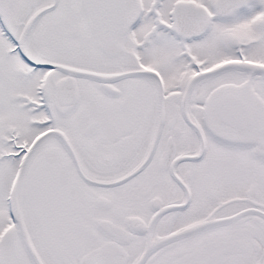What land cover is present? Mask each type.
<instances>
[{
	"label": "snow or ice",
	"instance_id": "snow-or-ice-1",
	"mask_svg": "<svg viewBox=\"0 0 264 264\" xmlns=\"http://www.w3.org/2000/svg\"><path fill=\"white\" fill-rule=\"evenodd\" d=\"M0 264H264V0H0Z\"/></svg>",
	"mask_w": 264,
	"mask_h": 264
}]
</instances>
